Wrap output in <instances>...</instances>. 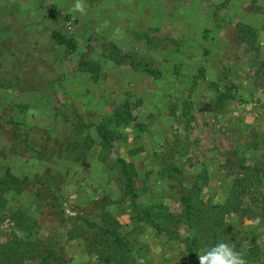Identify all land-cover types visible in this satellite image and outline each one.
I'll list each match as a JSON object with an SVG mask.
<instances>
[{"label": "rangeland", "instance_id": "1", "mask_svg": "<svg viewBox=\"0 0 264 264\" xmlns=\"http://www.w3.org/2000/svg\"><path fill=\"white\" fill-rule=\"evenodd\" d=\"M76 2L0 0V264H264V0Z\"/></svg>", "mask_w": 264, "mask_h": 264}, {"label": "trees", "instance_id": "2", "mask_svg": "<svg viewBox=\"0 0 264 264\" xmlns=\"http://www.w3.org/2000/svg\"><path fill=\"white\" fill-rule=\"evenodd\" d=\"M53 38L55 39V41L59 45L65 46L66 48H68L70 50H73L74 47H75V44L73 43L72 40L65 39V38L61 37L58 33H54L53 34ZM82 66L85 67V68H87L89 66H90V68L92 67V65H90L89 62L82 63ZM219 100L217 102H222L223 103V97L222 96H220ZM217 105H220V104H217ZM217 105L215 104V107ZM125 115H126L125 118L123 116H121L120 119L124 118L126 120L128 114H125ZM119 117H120L119 114H114L113 115V118L111 120L114 121V122H116V121L119 120ZM124 119H123V121H125ZM120 121L118 122L117 126L124 123V122H120ZM96 132H97L98 137L101 140L102 149L103 150H109L110 148H108V147L110 145L111 139L113 138V133L110 130V128H108V126L105 125V124H100L96 128ZM84 142H85V140L83 141V143ZM91 142H92V140H91ZM76 143L74 144V146H75L74 148L73 147H70V148L68 147L67 148V152L64 155V158L65 159L68 158L69 160L72 159V160H74V162L75 161L78 162V161H80L79 159L81 157H83V155L84 156L86 155V149L87 150H91V148H85V143L86 142L84 143V147H82V144H83L82 141L81 142H76ZM117 163L119 164V169H120L121 174H122V179H123L124 186L126 187V191L129 192V194L132 195V197H131L132 204L134 205L133 207H134V209H135L138 217L141 220H144L146 223H148L151 227H153L154 229H156L157 232L162 231V230H160V228H158V223L155 222L154 219L151 217L152 216L151 209H150L151 207L148 208V209L141 208L142 210H140L139 207L136 204L137 194L134 191V176H133L134 175V172H133V168H131V165L130 164L125 163L121 159L117 160ZM239 168L241 170H246L249 167L245 168L244 166L240 165ZM263 175H264V168H259V169H256V170H254L252 172L251 178H252V181L257 186H259L261 189L264 190V178H263ZM9 181H11L10 183L12 185H14L15 182H16L14 180V176H9ZM7 184H8L7 181H5L4 183L3 182H0V186H2V185L6 186ZM238 186L240 187V191H239L238 194L246 191L245 189H246L247 186L243 185L240 182H239V185ZM235 188H237V187H235ZM183 199H184V202H185L186 208H187V205H189V202H188L189 201V198H183ZM261 207H262L261 209H262V213H263L264 212V197H262V199H261ZM192 217L193 216H191L190 212H188V214H187V220L188 221H191L192 220ZM262 217H263V220H264V215ZM189 240H190L191 244H194V242H195V238L194 237L190 236ZM189 251H190V253H192V254L194 253L195 254L196 249L194 247H192V245H191L189 247Z\"/></svg>", "mask_w": 264, "mask_h": 264}, {"label": "clouds", "instance_id": "3", "mask_svg": "<svg viewBox=\"0 0 264 264\" xmlns=\"http://www.w3.org/2000/svg\"><path fill=\"white\" fill-rule=\"evenodd\" d=\"M73 11L83 13L84 7L80 0H77ZM256 223H259L257 219ZM199 264H247L240 252L228 243L219 242L198 254Z\"/></svg>", "mask_w": 264, "mask_h": 264}, {"label": "crops", "instance_id": "4", "mask_svg": "<svg viewBox=\"0 0 264 264\" xmlns=\"http://www.w3.org/2000/svg\"><path fill=\"white\" fill-rule=\"evenodd\" d=\"M254 121H255V119H254L253 113L251 114L250 111L247 110L243 115L241 126H243V128H250ZM229 135L233 136L231 131H230Z\"/></svg>", "mask_w": 264, "mask_h": 264}]
</instances>
